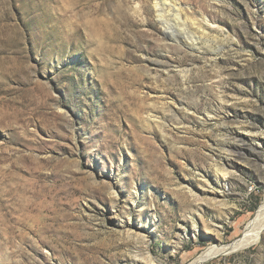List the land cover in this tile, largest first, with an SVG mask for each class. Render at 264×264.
Wrapping results in <instances>:
<instances>
[{"label":"rangeland","instance_id":"374dc122","mask_svg":"<svg viewBox=\"0 0 264 264\" xmlns=\"http://www.w3.org/2000/svg\"><path fill=\"white\" fill-rule=\"evenodd\" d=\"M263 205L264 0H0V264H192Z\"/></svg>","mask_w":264,"mask_h":264},{"label":"bare ground","instance_id":"6f19581e","mask_svg":"<svg viewBox=\"0 0 264 264\" xmlns=\"http://www.w3.org/2000/svg\"><path fill=\"white\" fill-rule=\"evenodd\" d=\"M159 3V2H158ZM160 4V3H159ZM158 4V5H159ZM157 11L162 12L160 7ZM162 17V15H160ZM225 176L229 175V172L224 168L221 170ZM264 205L257 212L252 223L247 227L241 238L236 241L222 246H215L204 252L198 260L192 264H198L201 262L209 261L215 257L222 255H229L237 251H241L252 245L258 244L264 236Z\"/></svg>","mask_w":264,"mask_h":264}]
</instances>
